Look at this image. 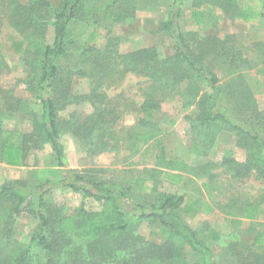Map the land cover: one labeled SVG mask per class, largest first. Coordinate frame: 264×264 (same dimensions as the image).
Segmentation results:
<instances>
[{"label":"rangeland","instance_id":"374dc122","mask_svg":"<svg viewBox=\"0 0 264 264\" xmlns=\"http://www.w3.org/2000/svg\"><path fill=\"white\" fill-rule=\"evenodd\" d=\"M48 1L54 8L60 4V0ZM11 2L0 0V121L3 131L1 141L17 143L22 134L32 130L31 119L39 110L36 89V75L39 72L35 64L38 56L34 40L9 25L8 8ZM109 2L111 0L87 1L85 14L71 27L72 45L69 53L60 61L62 70L73 68L74 71L87 73L84 76H72L68 104L57 112L68 168L111 186L130 187V200L145 206L154 203L164 193L184 196L180 208L184 222L199 233L203 240H209V229L219 234L218 240L210 243L217 264H242V258L244 261L248 257L255 263L256 256H262L264 262V248L252 244L256 234L264 231V181L255 175L244 180L232 178L221 166L224 155H231L240 162L246 159V151L236 145L235 135L222 131L217 134L212 147L204 148L198 144V137L187 118L192 107L182 108L183 100L175 94L162 98L159 92L153 90L149 80L140 74L124 72V67L119 65L118 56L141 48H156L160 58L172 54V39L157 31L167 16L168 0H136L132 15L122 21L114 20L107 11ZM190 2L186 1L180 19L182 30L200 37L215 35L223 40L229 36L232 38L230 46H234L242 58L250 63L237 72L245 75L244 82L254 98L253 109L242 121L264 131V23H242L234 19L232 14L226 15L214 9L209 13L211 16L208 14L206 17L205 24L199 27L188 21ZM243 2L257 11H264V0ZM51 32V27L45 32L47 43L51 41ZM92 33L95 36L91 42L88 38ZM21 39L25 40V45L21 52H17L13 42ZM112 53L117 55L111 60ZM224 65L223 62L214 66L219 84L237 75H225ZM115 67L118 72L112 73L111 69ZM151 94L161 104L160 110L152 111L148 118L140 111V106ZM87 96L93 97L96 104L92 105L86 99ZM96 108L113 109L116 112L109 114L105 111L111 145L92 152L94 147L82 137L85 130L77 133L75 129L76 124L83 126L85 121L94 122L98 113ZM140 119L146 120L147 124L141 127ZM67 122L71 126H67ZM138 129L141 134L154 133L159 143L151 147L150 142L137 139L134 141L137 142L136 147L131 149L130 142L135 138V135L132 137V131ZM127 135L131 137L130 142ZM157 155H160V160ZM169 162H177L176 170L169 172L181 173V184L170 183L161 174L167 171L165 167ZM60 169L55 165L50 146L42 145L30 151L23 167H10L0 162V186L27 187L43 178L53 180L59 176L50 171ZM253 202L261 203L262 213L255 219L242 217L244 208ZM50 203L65 205L69 208L65 212H70L79 206L81 196L68 191H55ZM11 205L0 204V229L3 230L5 224L10 229L9 238L0 235L2 258L14 255L20 248L30 244L39 228L34 207L29 205L19 215L11 217ZM91 207L95 212L104 208L97 202ZM132 227H135L131 233L134 238L129 237V243L132 239L140 238L135 242V247L148 242L166 251L168 246H172L161 228L154 223L140 222ZM70 236L72 241L54 253L40 248L36 242L31 243L28 262L72 264L73 258L68 251L77 250L81 252L85 264L98 258L97 251L87 247L89 237L77 236L73 232ZM105 238L113 251L110 257L104 261L102 259L103 263L116 264L130 257L129 244L118 242L114 248V242ZM121 246H126V249L119 248ZM174 246L180 245L175 243ZM230 248L231 252L228 251Z\"/></svg>","mask_w":264,"mask_h":264},{"label":"trees","instance_id":"16d2710c","mask_svg":"<svg viewBox=\"0 0 264 264\" xmlns=\"http://www.w3.org/2000/svg\"><path fill=\"white\" fill-rule=\"evenodd\" d=\"M87 1L89 0H60L57 8L48 0H12L10 3L9 25L22 34H28L35 42L38 56L35 64L39 72L36 75L39 110L31 119L32 130L22 134L17 143L1 141L3 131L0 121V162L10 167H23L31 150L49 145L55 165L61 169L50 171L59 176L53 180L43 178L27 187L0 186V204H12L9 212L11 217L19 215L29 205L34 207L39 228L30 244L36 242L40 248L50 253L61 250L65 244L70 243L73 232L77 236L89 237L87 247L97 251L98 258L90 264H105L103 261L111 256L113 248L107 245L105 237L114 242L112 247L118 242L129 244L130 257H125L116 264H217L210 243L217 241L219 234L209 229V240H203L199 233L184 222L180 214L184 196L164 193L154 203L145 206L130 200V187L111 186L68 168L60 137L62 126L57 122V112L68 104L72 76H84L87 73L82 70L74 71L73 68L62 70L60 61L69 53L72 45L71 27L85 14ZM186 1L168 0L167 16L157 30L173 41V52L169 57L160 58L157 49L153 47L141 48L118 56L119 65L124 67V72L140 74L149 80L153 90L159 92L162 98L175 94L183 100L182 108L192 107L187 118L198 137V144L204 148L212 147L217 134L222 131L235 135L236 145L246 151V159L240 162L231 155H224L221 166L232 178L244 180L255 175L264 181V131L254 129L242 121L253 109L254 98L244 82L245 75L237 72L250 63L242 58L234 46H230L232 38L229 36L223 40L215 35L200 37L192 32H184L180 19ZM135 2L136 0H111L106 8L114 20L122 21L132 15L136 8ZM190 4L188 21L199 27L205 24L206 17L214 9L226 15L232 14L234 19L242 23H264V11L255 10L243 0H191ZM49 27L52 29L51 41L47 43L45 32ZM94 34L90 35L88 41H93ZM13 45L17 52H21L25 40L14 41ZM116 55L112 53L110 59ZM223 62L225 75H237L219 84L214 66ZM117 67L111 69L112 73L118 72ZM86 99L92 105L96 104L93 97L87 96ZM160 104L161 101L154 95H148L141 104L140 111L150 118L152 111L160 110ZM96 109L98 113L94 122L85 121L83 126L76 124L75 129L77 133L85 130L82 137L94 147L92 152L111 145L109 121L105 119V111L109 114L116 112L113 109ZM145 124L147 121L140 119L139 125L143 127ZM66 125L71 126L69 122ZM132 132V137L135 135L132 141L127 135L129 142L131 141V149L136 147L137 142L134 141L137 139L150 142L151 147L159 143L154 133L141 134L139 129ZM157 157L158 160L161 159L160 155ZM175 167H178L177 162H169L165 167L167 171L161 174L168 182L181 184L183 175L169 172L176 170ZM55 191L78 194L81 196V203L70 212H65L68 208L65 205L50 203ZM95 202L101 203L104 208L98 212L92 211L91 204ZM260 206L261 203L253 202L244 208L242 217L255 219L262 213ZM140 222L158 225L172 246H168L166 251L148 242L135 247V242L140 238L132 239L129 243V237H132V230L135 229L132 225ZM0 235L9 238L10 229L7 224L3 226V230L0 229ZM175 243L180 246H174ZM30 244L20 248L14 255L0 257V264H30ZM252 244L257 248H264V231L256 234ZM119 248L126 249V246ZM228 251L231 252V248ZM68 252L73 258L72 264H85L81 252ZM242 261V264H264L262 256H256L255 263L250 261V257Z\"/></svg>","mask_w":264,"mask_h":264}]
</instances>
